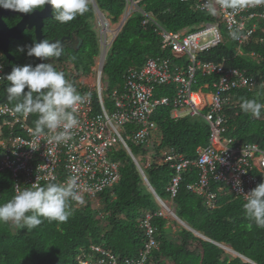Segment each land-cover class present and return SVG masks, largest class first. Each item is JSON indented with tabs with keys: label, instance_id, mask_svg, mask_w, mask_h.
Wrapping results in <instances>:
<instances>
[{
	"label": "built area",
	"instance_id": "2783aa9c",
	"mask_svg": "<svg viewBox=\"0 0 264 264\" xmlns=\"http://www.w3.org/2000/svg\"><path fill=\"white\" fill-rule=\"evenodd\" d=\"M125 1L124 12L115 22L107 12L98 6L93 7L101 49V55L91 70L96 77L90 72L78 79L70 78V68L66 65V79L85 97L77 105L79 123L71 130L72 138L66 144L48 143L50 134L47 130L34 136L29 114L14 113L13 107L0 99V172L10 171L14 193L33 183H65L70 177H76V190L82 202L72 201L74 206L83 208L92 204L93 208H99L100 195L121 179V163L114 160L111 153L124 148L134 154L132 143L147 149L151 147L152 150L148 151L155 154L162 135L152 117L159 106L172 104V117H202L209 124L210 133L208 144L198 148L197 158H188L173 150L163 151L161 160L170 163L174 169L166 188L170 201L173 202L178 195L184 174L195 167L200 170L198 179L189 183L187 188L203 197L210 208L218 205L221 196L233 194L244 199V194L264 182V148L257 142L238 141L228 136L225 107L231 104L233 91H252L258 81L247 68L227 66L224 61H203L200 54L228 40L237 43L238 53L244 54L245 46L260 41L255 35L260 28L259 21L264 19V0H244L245 6L235 11L222 7L221 0H211L216 7L213 20L179 31L166 29L153 13L143 9L142 0ZM184 1L191 2L196 11L207 12L206 0ZM136 13L145 17L144 26L154 25L161 49L170 55L149 57L141 67H130L124 75L122 88L107 94L104 92L102 57ZM230 30H238L239 39H232ZM250 56L257 57L254 52ZM5 70L0 59V91ZM199 74L212 79L200 82ZM158 86H174V96L171 99L155 98ZM108 99L112 101L113 109L106 106ZM137 165L142 172V165ZM156 198L161 209L157 213H147L141 220L147 241L139 256L122 259L113 251L93 244L78 255L80 264H146L152 250L158 247L152 218L155 215L174 216L175 212L158 194Z\"/></svg>",
	"mask_w": 264,
	"mask_h": 264
},
{
	"label": "trees",
	"instance_id": "16d2710c",
	"mask_svg": "<svg viewBox=\"0 0 264 264\" xmlns=\"http://www.w3.org/2000/svg\"><path fill=\"white\" fill-rule=\"evenodd\" d=\"M95 1L114 22L119 19L126 5L125 0ZM142 6L171 31L186 27L192 29L203 21L213 20L212 15L196 11L191 2L184 0H142ZM88 8L84 15H79L68 23L56 21L54 26V35L58 37L68 34L82 39L79 51L71 48L55 58L60 61L72 59L82 74L92 70L100 50L91 20L95 15L94 8L90 5ZM144 18L142 14L133 15L107 55L104 74L108 92L123 86L124 75L130 67H141L149 57L170 55L161 49V41L154 25L150 23L145 27L142 24ZM259 23L260 28L255 37L260 41L245 46L244 54L238 53L237 43L228 40L201 53L200 57L203 61H224L227 66L247 68L257 78L258 84L254 90L233 91L232 102L226 105L225 112L228 117V136L238 141L257 142L264 148V109L256 117L240 108L241 97L264 103V19ZM252 52L257 57L250 56ZM39 63V59L29 61L23 58L13 67L6 66L0 99L13 107L15 102L7 99L6 88L9 82L6 76L16 66H36ZM54 67L58 70V66ZM198 79L203 82L212 77L199 74ZM173 87L158 86L155 92L161 96H172ZM108 107L112 109L111 102H108ZM171 111L172 106H161L152 117L162 133L155 154L141 146L130 144L150 185L165 201L170 199L166 188L174 175V169L170 163L161 160L163 151L173 150L188 158H197L198 148L208 144L210 133L209 124L204 118L185 116L173 119ZM36 118L35 114H29V122L33 127ZM128 129L131 127L128 126ZM111 156L121 163V179L100 195L99 208H93L92 204L77 208L70 201L71 215L65 222H49L44 219L33 230L0 222V264H80L78 255L82 250H89L93 244L113 251L122 259L139 256L140 249L147 241L141 220L147 213H157L161 204L127 150H114ZM149 158L152 159L146 166ZM199 172L195 167L184 174L179 193L172 205L176 214L191 228L180 225L171 217L155 215L152 224L156 228L154 236L158 247L152 250L146 264H264V229L256 227L246 216L244 199L233 194L221 196L218 205L210 208L203 197L187 188L189 183L198 179ZM14 194L10 171L0 172V204L8 202ZM218 243L232 248L244 257L227 252Z\"/></svg>",
	"mask_w": 264,
	"mask_h": 264
},
{
	"label": "clouds",
	"instance_id": "9594fccd",
	"mask_svg": "<svg viewBox=\"0 0 264 264\" xmlns=\"http://www.w3.org/2000/svg\"><path fill=\"white\" fill-rule=\"evenodd\" d=\"M221 4L222 7L234 11L245 6L244 0H221ZM45 5L52 6L55 13L54 19L60 23H68L77 16L84 15L89 10L88 0H0V7L21 13H31L36 9L44 8ZM206 9L208 14H216V7L211 0H206ZM229 35L234 40L239 39L238 30H230ZM110 49L103 58L104 92L107 94L116 89L114 88L108 92L105 83L104 66ZM63 50L64 47L60 40L51 42L49 39H45L28 47L27 55L43 59L59 58ZM95 64L96 62L94 66ZM66 65H68V61H61L58 66L60 71L52 63H39L36 66L31 64L16 66L6 76V80L9 82L6 88L7 99L9 102H15L12 111L24 115L35 114L37 118L34 120L33 135L39 136L47 130V133L50 134L48 143L56 145L66 144L72 138L71 130L79 123L76 116L77 105L82 103L85 98L66 79L63 72ZM173 96L174 94L172 96H161L155 92L154 97H169L171 99ZM241 101V110L253 116L259 117L261 110L264 109V103H260L255 99L241 97ZM108 102L112 103L110 99H108ZM161 106H172V104ZM108 109L110 108L108 107ZM76 185L77 178L70 177L65 183L49 182L44 185L33 183L30 187L18 188L8 202L0 204V222L10 223L16 228H26L27 230L37 228L44 222V219L49 222H65L71 215L70 201L82 202L81 196L76 190ZM154 194L156 196L157 192ZM244 201L243 209L246 216L254 222L256 227L264 229V182L244 194ZM166 202L171 201L169 199ZM171 203L173 204V202ZM29 213L31 214L29 215Z\"/></svg>",
	"mask_w": 264,
	"mask_h": 264
},
{
	"label": "flooded vegetation",
	"instance_id": "af4514ba",
	"mask_svg": "<svg viewBox=\"0 0 264 264\" xmlns=\"http://www.w3.org/2000/svg\"><path fill=\"white\" fill-rule=\"evenodd\" d=\"M54 15V9L51 5H45L44 8L36 9L31 13H21L0 7V59L4 62L5 67H13L19 64L20 59L23 58L29 61L39 59L41 63H52L53 66H59L61 61L55 58L43 59L27 55L28 47L32 46L35 42H39V31L42 33V40L49 39L51 42H54L56 38L60 40L64 47L63 51L71 48L77 51L80 50L83 42L79 36L66 34L58 37L54 35L56 23ZM23 21L24 23H22ZM13 28H17L14 33L16 36H10L7 33L9 29ZM71 60H67L68 69L70 68L68 71L69 77L81 78L83 75L80 72L81 69H77L75 63ZM97 60L98 57L95 58V62ZM65 71L66 69L63 70V72Z\"/></svg>",
	"mask_w": 264,
	"mask_h": 264
},
{
	"label": "water",
	"instance_id": "95a60500",
	"mask_svg": "<svg viewBox=\"0 0 264 264\" xmlns=\"http://www.w3.org/2000/svg\"><path fill=\"white\" fill-rule=\"evenodd\" d=\"M93 1L96 3L95 0H93ZM96 4H97V3H96ZM32 16H33V15H32ZM22 23H24V21H23ZM16 29H17V28L9 29L7 33H9L10 36H16V35L14 34ZM38 35H39V42H40V41H42V38H43V37H42V33H41V31L38 32ZM56 40H58V39L56 38L55 41H56ZM62 40H64V38H62ZM0 46H1V45H0ZM102 58H104V56H103ZM130 155H131L132 159H133L135 162H137L135 155L132 154V153H130ZM137 164H139V163L137 162ZM142 174H143V176H144L146 182L150 184V182H149V180H148V178H147V176H146L144 170L142 171ZM150 186H151V185H150ZM151 188H152L153 192L156 193L155 190H154V188H153L152 186H151ZM174 216L176 217V219H177L179 222L182 223V225L191 228V227H190V226H189L184 220H182V219L176 214V212H174ZM199 235H200V234H199ZM200 236H201V235H200ZM203 237H204V236H203ZM205 238H206V237H205ZM207 239H208V238H207ZM218 244H219L221 247H223V248H225V249H227V250H229V251H231V252H233V253H235V254H237V255H241L240 253L236 252L235 250H233L232 248H230V247H228V246H225V245L220 244V243H218ZM241 256L244 257L243 255H241Z\"/></svg>",
	"mask_w": 264,
	"mask_h": 264
},
{
	"label": "rangeland",
	"instance_id": "374dc122",
	"mask_svg": "<svg viewBox=\"0 0 264 264\" xmlns=\"http://www.w3.org/2000/svg\"><path fill=\"white\" fill-rule=\"evenodd\" d=\"M93 6L94 8L97 6V4H92V1L91 0H88V6ZM91 20H93V23H94V25H97V20L95 19V15L93 16V18L91 19ZM229 42H231V41H229ZM101 55V50H99V53H98V55L95 57V58H99V56ZM92 73V75L94 76V78L96 77V74H95V72H91ZM195 88V87H194ZM142 148H145V149H147L146 147H144V146H141ZM147 150H152V148L151 147H149ZM166 203H169L170 205H173L171 202H166ZM100 207V206H99ZM170 214V213H169ZM171 216H169V217H171L172 219H176L172 214H170ZM177 220V219H176ZM178 221V220H177ZM179 222V221H178ZM179 224L180 225H182V223L181 222H179ZM172 225V224H171ZM227 250V249H226ZM227 252H231V251H229V250H227ZM232 253V252H231Z\"/></svg>",
	"mask_w": 264,
	"mask_h": 264
}]
</instances>
